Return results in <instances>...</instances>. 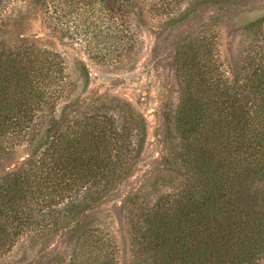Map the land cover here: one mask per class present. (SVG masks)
Returning a JSON list of instances; mask_svg holds the SVG:
<instances>
[{
	"label": "trees",
	"instance_id": "trees-1",
	"mask_svg": "<svg viewBox=\"0 0 264 264\" xmlns=\"http://www.w3.org/2000/svg\"><path fill=\"white\" fill-rule=\"evenodd\" d=\"M11 1L0 0V16ZM37 1L51 8L62 24L75 25L68 31L81 32L90 47L97 44L101 51L116 53L124 51L129 34L122 30L129 28V17L143 11L147 0ZM151 1L167 17V26L179 24L195 5L220 4L218 9L226 11L224 6L237 0H196L176 12L165 8L169 0ZM261 27L264 15L244 26ZM199 42L194 55L181 51L183 43L177 47L180 101L175 110L163 111L164 137L175 129L184 141L182 155L166 157L164 164L168 171L188 175L173 192L145 208L136 217L138 224L132 223L137 229L132 240L144 256L135 264H259L264 255V43L252 46L241 65L227 68L213 44ZM38 58L35 50H0V155L11 153L14 147L6 142L15 138L24 137L29 150L19 167L0 175V249L11 246L23 228L48 221L39 212L58 210L47 236L72 222L67 233L90 234L94 212H87L131 175L139 153L136 138L144 132L132 125L128 104L122 101L101 105L89 118L67 124L69 109L75 106L70 101L60 116L37 124L46 95L36 79L47 80L51 74L49 56L41 65ZM74 191L90 203L81 205L70 196ZM134 198L126 202L134 206ZM65 211L72 218L60 227ZM85 236L92 252L94 245ZM84 244L78 247L81 259L75 250L63 263L113 264L101 257L103 251L107 257L106 244H99L100 257L94 260L86 259L92 254Z\"/></svg>",
	"mask_w": 264,
	"mask_h": 264
},
{
	"label": "rangeland",
	"instance_id": "rangeland-1",
	"mask_svg": "<svg viewBox=\"0 0 264 264\" xmlns=\"http://www.w3.org/2000/svg\"><path fill=\"white\" fill-rule=\"evenodd\" d=\"M192 1L196 4V0H169L165 8L176 12ZM247 1L237 0L232 5H225L226 11L218 9L220 4L195 5L194 11L179 24L166 26L163 23L167 17L152 7L151 0H147L143 11L129 17V28L122 30L124 35L129 34L125 37L126 45L121 47L124 51L116 53L101 51V46L95 43L99 51L95 46L87 45V39L83 34L79 35L81 32L68 31V26L72 30L75 25L62 24L51 8L37 0H12L7 5L0 16V50L7 54L35 50L39 62L45 61L47 56L51 61L48 79H36L46 95L41 111L37 112L42 115L37 124L43 121L46 124L60 116L65 103L70 101L75 106L69 109L67 124L77 118H89L101 105L104 108L122 101L120 103L128 104L125 108L132 125H138L144 132L140 133L143 136L136 138L139 153L133 159L131 175L119 183L95 210L87 212H94L93 216L90 212V234L88 231L67 233L68 228L75 225L71 221L68 227L54 230L47 236L53 225L52 217H57L58 210L45 215L39 212V218L48 217V221L23 228V234L11 246L0 249V264H64L63 261H69L75 250L81 259L83 252H79L78 247L85 243V235H89L94 245L91 252V245L84 244L86 251L92 254L86 258L88 260L100 257L99 247L105 244L108 254L106 257L103 251L101 257L108 263L135 264L144 257L132 240L133 233H137L132 223L138 224L136 217L144 213L145 208L151 207L159 196L173 192L188 175L186 170L182 171L184 175L168 171L164 164V158L182 155L184 142L175 129L164 137L163 111L175 110L181 95L176 70L177 47L183 43L181 51L194 55L199 40L206 39L214 45L227 68L238 63L241 65L248 52L252 53V46L254 49L264 43V27L259 31L244 28L248 22L264 15V0ZM117 117L121 119L118 114ZM116 126L120 128V122ZM15 140L6 142V146L14 147L11 153L0 155V175L19 167L28 157L24 137L21 141L19 138ZM73 194L81 205L90 201L83 197L84 194L77 195L74 191L70 196ZM130 197L136 198L134 206H131L132 202H126ZM64 207L63 203L59 205V209L64 210ZM68 212L62 213L58 226L63 227V222L70 221L72 214ZM259 264H264V255Z\"/></svg>",
	"mask_w": 264,
	"mask_h": 264
}]
</instances>
